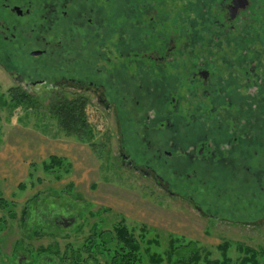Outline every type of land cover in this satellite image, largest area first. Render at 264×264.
<instances>
[{"label": "flooded vegetation", "instance_id": "flooded-vegetation-1", "mask_svg": "<svg viewBox=\"0 0 264 264\" xmlns=\"http://www.w3.org/2000/svg\"><path fill=\"white\" fill-rule=\"evenodd\" d=\"M181 2L173 14L172 0H0V59L24 90L88 94L114 115L117 140H158L212 193L264 210V0ZM183 93L195 98L185 110Z\"/></svg>", "mask_w": 264, "mask_h": 264}, {"label": "rangeland", "instance_id": "rangeland-1", "mask_svg": "<svg viewBox=\"0 0 264 264\" xmlns=\"http://www.w3.org/2000/svg\"><path fill=\"white\" fill-rule=\"evenodd\" d=\"M181 5V0H172L173 14ZM19 59L11 60L21 67L27 60ZM7 61L1 56L0 197L13 205L0 206V220L5 219L0 229V264H61L59 257L67 252L70 258L72 251H80L93 228L111 231L120 221L137 239H144V264H154L150 262L154 253L162 256L161 264H178L172 261L190 259L193 250L201 254L199 264L222 260L219 247L224 243L230 245V264H240L245 257L239 246L261 253L259 264H264L261 202H252L242 192L212 193L210 180L202 183L196 177V165L182 154L169 157L164 151L167 146L158 140H140L142 134L136 132L131 138L138 140H117L120 132L114 115H107L88 94L82 108L88 127L80 134H67L54 104L61 96L76 97L33 85L38 89L30 92L34 105L15 104L12 90L22 91L23 86L6 70L14 68ZM24 66L31 64L27 61ZM48 66L39 76L53 74L51 62ZM182 98L184 110L195 105L194 97L183 93ZM158 148L164 153L162 160L154 156ZM120 152L148 175L128 168ZM53 156L62 163L48 167ZM260 195L256 190L249 196L255 200ZM172 239L178 243L169 259ZM48 246H58L60 254L38 257L36 253ZM87 255L82 252V259Z\"/></svg>", "mask_w": 264, "mask_h": 264}, {"label": "trees", "instance_id": "trees-1", "mask_svg": "<svg viewBox=\"0 0 264 264\" xmlns=\"http://www.w3.org/2000/svg\"><path fill=\"white\" fill-rule=\"evenodd\" d=\"M11 96L13 97L14 103L17 105L23 103H31L30 106H33L35 102L31 101L30 92L26 90H22L20 88H14L12 90ZM58 101L54 104V110L56 115L60 120V124L62 129L69 135L72 134H80L88 127L87 119L85 117V113L82 112L83 102L79 99H68L66 97H59ZM62 163L60 158L53 156L51 164L48 167L59 166ZM13 205L12 202H8L4 198L0 197V206L4 209H7L8 206ZM12 211V209H9ZM12 217H15V214H12ZM5 220V219H4ZM4 220H0V229L3 228ZM2 230H0L1 232ZM140 240L129 230L127 225L120 221L115 224L113 230L102 231L96 228H93L92 234L86 238L85 243L82 245L80 251L77 252L72 251V255L70 258L67 256V252L64 255H61L59 259L61 260V264L67 263L70 261V264H86L91 261L96 264H144L145 255L143 253V241ZM148 243H152L148 241ZM178 243L177 239L170 240L169 246L170 251L168 253L169 259H173V254L175 253L176 244ZM19 244L15 246V255H17V251ZM220 251L222 252V260L214 259L208 260L206 259L205 264H230L231 259L228 256V249L230 245L227 243L222 244L220 247ZM241 251L245 253V257L241 259L240 264H259L258 257L261 253L254 251L252 248H245L244 246H239ZM192 250V249H191ZM194 253L190 257V259L180 260L179 258H175V262L178 264H199L201 260V254L198 250H193ZM74 252V253H73ZM87 253L86 259H82L81 253ZM38 257L42 255L46 257L50 254L59 255L60 250L58 246H48L41 248L37 253ZM264 255V253H263ZM104 259V262H101L99 257ZM163 258L160 254L154 253L151 255L150 262L154 264H161ZM38 263L37 261H33L32 264Z\"/></svg>", "mask_w": 264, "mask_h": 264}]
</instances>
